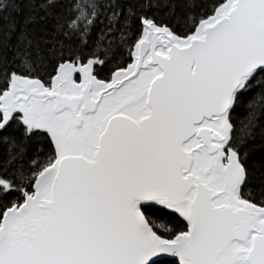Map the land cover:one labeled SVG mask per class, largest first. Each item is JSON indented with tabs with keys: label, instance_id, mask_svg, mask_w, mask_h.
<instances>
[{
	"label": "snow or ice",
	"instance_id": "1",
	"mask_svg": "<svg viewBox=\"0 0 264 264\" xmlns=\"http://www.w3.org/2000/svg\"><path fill=\"white\" fill-rule=\"evenodd\" d=\"M0 264H264V0H0Z\"/></svg>",
	"mask_w": 264,
	"mask_h": 264
}]
</instances>
